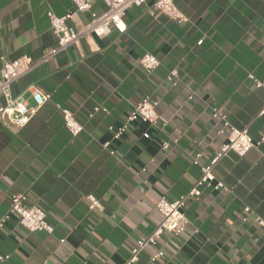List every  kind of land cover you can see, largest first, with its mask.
<instances>
[{
	"label": "crops",
	"instance_id": "0c3cea01",
	"mask_svg": "<svg viewBox=\"0 0 264 264\" xmlns=\"http://www.w3.org/2000/svg\"><path fill=\"white\" fill-rule=\"evenodd\" d=\"M152 1L127 9L124 32L88 34L44 60L56 45L46 11L65 15L72 0H0V57L35 62L12 92L29 106V87L49 95L23 127L0 125V219L11 195L24 193L53 227L27 231L9 214L2 264H119L160 220L157 198L186 193L200 176L193 159L207 164L225 141L213 107L254 139L263 135L264 93L248 74L264 82V0H175L182 23L149 12ZM89 19L76 12L66 22L81 27ZM144 52L160 61L152 72L138 63ZM173 68L175 85L165 77ZM145 96L158 100L156 123L132 121L113 138L108 127L122 125ZM62 107L82 124L78 134L64 126ZM213 174L228 190L202 186L186 202L184 231L160 237L163 257L152 262L155 247L147 246L135 264H264V228L254 220L264 219V141L242 156L228 151ZM89 194L100 208L88 209Z\"/></svg>",
	"mask_w": 264,
	"mask_h": 264
},
{
	"label": "built area",
	"instance_id": "2783aa9c",
	"mask_svg": "<svg viewBox=\"0 0 264 264\" xmlns=\"http://www.w3.org/2000/svg\"><path fill=\"white\" fill-rule=\"evenodd\" d=\"M93 1L72 0V9L62 16L56 15L52 10L46 11L51 31L56 39V45L45 53L44 60L65 51L69 46L78 43L88 34L102 37L108 35L112 29L124 32L126 30L124 16L127 9L131 6H140L148 2V0H101L105 7L100 13H97L93 10ZM148 10L151 13L153 11L159 12L168 19L175 20L178 23L187 21L185 15L176 6L175 0H153ZM76 12L88 13L90 16L88 23L81 27L67 24L66 20L68 18L72 19ZM201 42L202 39L198 40L197 44ZM0 60L2 62V73L0 76V125L20 128L28 122L36 109L49 98V95L42 93L37 88L29 87L28 91H30L32 99L35 102L34 106H29L23 93L14 94L12 92V84L16 79L30 71L35 62L29 57L8 60L4 56H1ZM138 63L146 72H152L159 66L160 61L153 53L144 52L139 58ZM165 77L172 85L178 82V74L175 68L171 69ZM248 77L253 81L255 87L260 88L264 93V82L256 79L252 74H248ZM157 105L158 100L156 98L150 96L143 97L133 106L122 125L117 128L108 127L112 137L119 138L126 130L128 123L132 121L140 120L149 124H155L157 121ZM99 110L107 113V109L104 107L95 106L93 108V111ZM61 113L64 126L72 135L78 134L83 129L82 124L75 119L70 109L62 107ZM262 114H264V107L258 113V115ZM211 116L214 120L221 122L217 132L224 135L225 141L207 164H199L196 158L193 159V163L199 165L200 176L186 193L174 200H168L164 195H160L157 198L155 208L160 215V220L151 233L135 240L130 246L129 257L119 264H135L139 259V254L147 246L155 247L150 255L152 262L162 258L164 251L158 246L159 239L165 232L173 236H179L184 231L188 223L184 214L186 202L191 198H197L201 193V187L204 185H210L214 189L228 190L222 181L214 182L213 168L217 162L228 151H233L237 155L242 156L252 147H256L264 141V133L259 139H254L249 134L247 127L237 128L233 126L227 120L226 114L215 107L211 109ZM143 136L148 137V134L143 133ZM171 142L176 143L177 139L163 141L161 148L167 150ZM103 146L106 148L108 141ZM86 198L88 200V209L101 207L99 199L95 196L89 194ZM244 211H249V208L245 207ZM9 214L16 215L19 225L27 231L44 230L50 233L53 230V227L46 220L45 211L35 205L29 204L24 193L11 195L8 212L0 219V229L4 226ZM242 219L245 220L246 218L243 217ZM254 220L264 228L263 218L256 216ZM8 258L9 255L0 253L1 264L5 263Z\"/></svg>",
	"mask_w": 264,
	"mask_h": 264
}]
</instances>
